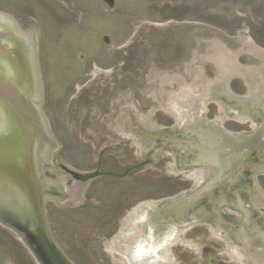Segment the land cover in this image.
Segmentation results:
<instances>
[{
	"label": "rangeland",
	"instance_id": "374dc122",
	"mask_svg": "<svg viewBox=\"0 0 264 264\" xmlns=\"http://www.w3.org/2000/svg\"><path fill=\"white\" fill-rule=\"evenodd\" d=\"M0 32L7 50L0 74L44 131L32 158L52 193L44 195L45 222L66 264H254L237 240V196L254 220L250 250L259 251L252 230L264 221V155L257 147L244 148L239 169L184 215L159 213L160 223L175 227L161 249L142 255L140 239L150 234L146 207L216 175L207 168L202 177L206 167L193 163L197 148L181 139L186 126L213 124L231 136L264 129V117L247 107L237 114L217 92L250 101L255 87L264 114V0H0ZM216 51L231 60L229 72L208 58ZM184 88L200 97L189 121L174 104ZM18 131L0 103V138L17 143ZM15 198L8 204L0 194V213L20 228L0 222V264H41L26 242L25 234L34 237L22 219L26 201Z\"/></svg>",
	"mask_w": 264,
	"mask_h": 264
},
{
	"label": "water",
	"instance_id": "95a60500",
	"mask_svg": "<svg viewBox=\"0 0 264 264\" xmlns=\"http://www.w3.org/2000/svg\"><path fill=\"white\" fill-rule=\"evenodd\" d=\"M2 37H4V33L0 32V39ZM0 51H7L1 42ZM0 103L4 104L7 108L20 134L17 143L12 141L10 145L6 144L4 138H0V194L4 197L3 202L7 203L9 201L8 204L14 205L17 194H20L22 198L24 197L23 199H25V204L27 205H20L23 211L22 219L29 221L34 227L33 235L35 238H31L29 235L25 234L26 242L30 249H32L41 264H54L52 259L48 258L49 254L55 256L57 261L55 264H66L55 247L45 222L43 206L46 196L44 195H50L52 193L48 186L41 181L34 167L32 158L34 141L37 139L40 147L45 143L44 131L40 126L35 110L27 99L24 98L21 91L1 74ZM209 127L210 133L213 136L206 135V137L208 136L207 139L217 140L212 147L221 148L219 151L221 158L224 159V161L230 162L231 167L229 170L224 169L219 175L220 169L218 165L210 164L204 159H192L195 164H201L208 169H214L219 176L216 174V176L209 179L208 182L191 190L184 196L170 199L163 205L159 213H172L178 211L181 216L184 215L185 210H188L205 196H209L212 190L221 183V181L225 180L239 169L240 159L238 154L241 153L244 148H260L264 145V140L260 137L264 129L257 130L255 133L247 136H231L218 130L213 124ZM205 141V139H201L198 143L193 140L195 145L209 148V145L204 143ZM263 152L262 150V153ZM8 204L6 205L8 206ZM19 204L22 203H18V205ZM5 215L17 218L15 213L6 212ZM0 222L10 225L16 230L20 229L19 226H17L18 224H15V222L7 218V216L5 217L2 215V213H0Z\"/></svg>",
	"mask_w": 264,
	"mask_h": 264
},
{
	"label": "flooded vegetation",
	"instance_id": "af4514ba",
	"mask_svg": "<svg viewBox=\"0 0 264 264\" xmlns=\"http://www.w3.org/2000/svg\"><path fill=\"white\" fill-rule=\"evenodd\" d=\"M208 58L212 59L215 62V64L217 65V67L223 73L230 71V69L227 68V66L230 65L231 60L228 59L222 53L216 51V52L210 54L208 56ZM255 89H256L255 87L252 88L250 101L246 100V99L245 100L235 99L234 97H232L230 94H228L225 91L224 87L218 88L217 92H218V95L221 98L223 97L224 99H226V101H229V100L234 101L233 104H230V105H232L230 107V109L232 111L236 112L237 114H239L241 116H246L247 113L245 112L244 108L247 107L250 109L249 113H252L255 115H260V116L264 117V114H262V111L259 109V104L255 98L256 97V90ZM199 98H200L199 96L190 93L189 90H187L186 88L182 89L180 92H178L174 96V104L176 106V110L180 113V116L182 119L189 121V117L191 116L192 111L194 110L193 112H196V110H197L196 104H197ZM199 134H210V130L209 129H203V128H201L200 130H196L195 128L192 129V128H188L186 126L182 132V135H181V139L187 141L191 147L197 148V151H195L192 154L193 155L192 159H196L197 155L200 154L201 152L210 150V148H206L204 146H199V145L194 144L193 140L196 142L197 141L196 136ZM262 147L264 148V145H262ZM253 169H255V168L252 167V170ZM208 173H209V171L207 168L200 172L202 177H207ZM258 193L259 192L255 187H253V189H251V191L248 192L249 198H250L253 206H257V203L260 202V195ZM166 202L167 201H163L159 204L146 207V213L144 215H141V219L144 220L146 222V224L148 225L149 233H150L149 238L147 240L140 239V243H141V246L143 249V250H141L142 255L143 254H145V255L149 254L150 252L152 253V251L156 252L157 250L161 249L162 246L165 244V241H170V240H167L170 237V235H173V231H174L175 227L172 224L160 223L158 221V215H159L160 209L163 207V205H165ZM237 203H238L239 208L243 212L242 215L238 217L239 227L237 228V233L239 234V236H237V240L241 241L243 243L244 248L247 250L248 260L254 264H261V263L257 262L253 256L254 255L253 253L257 252V251L250 250L251 243L254 241V239L250 236V232L248 230V229H250L248 227L251 224H248V225L246 224V225H244V228H242V225L244 224V220L246 219V212L249 210L245 209L242 206V201H241L239 196H237ZM161 213H163V212H161ZM165 213H167V212H165ZM168 214H170V215L175 214V215H177V217L181 216V214H179L178 211L168 213ZM218 221H220V214L219 213H217V222ZM251 222L252 223L254 222V220L252 218H251ZM253 225L254 224H252V227L254 228ZM255 228H256V231L252 230V232L255 236L254 237L255 240H256V238L259 240L257 243L259 245H261V250H259V251H261L263 253V251H264V221L260 220L259 223H256ZM252 232H251V234H252ZM247 236H249V239L247 238ZM131 253H132V249H131L130 254H129V258L132 260L134 257Z\"/></svg>",
	"mask_w": 264,
	"mask_h": 264
},
{
	"label": "bare ground",
	"instance_id": "6f19581e",
	"mask_svg": "<svg viewBox=\"0 0 264 264\" xmlns=\"http://www.w3.org/2000/svg\"><path fill=\"white\" fill-rule=\"evenodd\" d=\"M206 135L213 136V135H211V133L210 134H199L196 136L197 137L196 140L199 143V141H201V139L202 140L205 139L206 141L204 143L207 145H210L209 146L210 150L201 152L200 154L197 155L196 159H199V160L204 159L205 161H208L210 164L218 165V168L220 169V171H219V175H220V173L222 171H224V169L229 170V168L231 167V163L224 161V159L221 158L220 152H219L221 148L212 147V145H214L217 142V140L216 139H207L208 136L206 137ZM259 149L261 150V154H263L264 152L262 153V150L264 151V148L260 147ZM209 153L213 154V155H210ZM250 222H251V214L249 211H247L246 212V219L244 220V224L242 225V228H244V225L250 224ZM247 238L249 239V236H247ZM253 254H254L253 256L257 262L264 264V251H263V253L261 251H257V252H254Z\"/></svg>",
	"mask_w": 264,
	"mask_h": 264
}]
</instances>
